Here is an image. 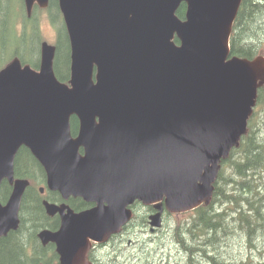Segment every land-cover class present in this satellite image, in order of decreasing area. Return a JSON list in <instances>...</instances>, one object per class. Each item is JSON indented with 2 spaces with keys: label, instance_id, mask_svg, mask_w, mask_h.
<instances>
[{
  "label": "water",
  "instance_id": "1",
  "mask_svg": "<svg viewBox=\"0 0 264 264\" xmlns=\"http://www.w3.org/2000/svg\"><path fill=\"white\" fill-rule=\"evenodd\" d=\"M182 1L184 20L175 15ZM34 2L48 5L24 0L28 15ZM239 4L58 0L70 45L68 82L56 77L55 47L47 42L38 70L18 58L0 69V185H13L0 203V237L17 227L28 185L13 180L21 145L43 166L50 189L95 202L78 213L60 207V227L40 233L55 244L60 264H91L89 239L116 232L135 199L164 198L172 212L207 204L219 163L246 133L264 84V57L230 55ZM45 205L51 214L57 209Z\"/></svg>",
  "mask_w": 264,
  "mask_h": 264
},
{
  "label": "trees",
  "instance_id": "2",
  "mask_svg": "<svg viewBox=\"0 0 264 264\" xmlns=\"http://www.w3.org/2000/svg\"><path fill=\"white\" fill-rule=\"evenodd\" d=\"M20 7L21 11L13 18L10 33L14 45L22 50L20 44L24 42L26 27L23 25L20 31L17 29V21L23 13L22 4ZM182 10L178 11L180 16ZM49 13L53 22L60 23L57 27L54 72L58 79L66 80L69 75L70 45L57 0H50ZM260 52H264V0H241L233 24L231 53L251 58ZM13 55L19 56L23 62H29L17 52ZM263 105L264 87L258 92L257 109L249 119L247 133L242 136L239 146L222 161L211 202L186 213L184 219L174 223L173 237H169L170 242L173 239L170 245L186 257L187 264H256L261 258L264 259V251L260 250V246L264 247V137L255 133L257 111ZM76 122L73 117L74 126ZM18 152L21 162H15L17 175L42 173L39 164L27 153L28 149L22 147ZM22 158H26V161H22ZM7 189L3 184L2 193L7 194ZM21 203L18 228L0 238V264H36L39 250L45 249L37 242L36 230L46 226L47 220L34 188L25 190ZM168 234L163 237L167 238ZM234 238H238L240 247L244 242L243 252L239 254L238 249L236 256H232L233 252L222 251ZM30 246L31 256L28 253ZM255 251H258V256L253 254ZM257 264H264V261Z\"/></svg>",
  "mask_w": 264,
  "mask_h": 264
},
{
  "label": "rangeland",
  "instance_id": "3",
  "mask_svg": "<svg viewBox=\"0 0 264 264\" xmlns=\"http://www.w3.org/2000/svg\"><path fill=\"white\" fill-rule=\"evenodd\" d=\"M20 6V0H0V67L3 65V62L7 58L11 57L12 54L16 52L30 63L37 62V57L39 53V46L37 42V36L39 35L38 33H36L37 31L35 32V29L32 30L28 29L29 27H27V29L25 30V37L23 38L24 42L20 44L22 50H20L19 46L14 45V39L12 34L10 33V29L13 26V18L21 11ZM53 10L55 11V9ZM28 19H30L32 23H30L26 19H23L25 22L28 23V26L31 25L32 27H36L37 23V29L39 30L41 37L51 43H55L57 35L56 27H59L60 24H55L53 21H51L47 15V12H37L36 10L34 13L31 14L30 18ZM23 20L17 22V29L20 25L23 26ZM263 118L264 105L261 106L257 111V124L255 126L257 130H255V133H258L259 137H264ZM3 196H5L4 193ZM236 234L238 235V233ZM171 236L172 234L169 232L168 237ZM147 238L148 237L146 235L142 234L140 236H137V238H135V241L139 240L140 242L138 244L137 249L129 253L132 258H124V260L121 262L127 261L129 259V261L125 262V264H166V262L168 264H186V259L183 258L184 256L181 254V252H177L176 249L170 245L172 244L173 239L171 242L170 239H167L166 245L164 247L156 248L150 245H146L145 241L143 240H146ZM243 243L240 247L238 238H234V241L230 243L225 250L222 251L226 253L233 252L232 256H236L238 249L240 250L239 254L243 252ZM111 247L113 251L108 248V252H110V255L107 254L104 256L106 259H108V262L110 260V257L112 258L115 253H120V249L129 248L127 245H125V243L123 245L121 243H115L112 244ZM263 248V246H260L261 251H264ZM130 250L131 249H128L127 251ZM126 254H128V252ZM253 254L257 256L258 252H253ZM121 257L123 256L121 255ZM137 257H139L140 260H138Z\"/></svg>",
  "mask_w": 264,
  "mask_h": 264
},
{
  "label": "flooded vegetation",
  "instance_id": "4",
  "mask_svg": "<svg viewBox=\"0 0 264 264\" xmlns=\"http://www.w3.org/2000/svg\"><path fill=\"white\" fill-rule=\"evenodd\" d=\"M179 7H180L179 9H182V8L185 7V5L181 4ZM179 9L177 10V14H178ZM19 153L20 152H16L15 162H18V161L21 162V157L19 156L20 155ZM27 153L30 154L35 159V161L38 163L37 159L33 156V154L31 152H27ZM16 158H17V161H16ZM22 161H26V158H22ZM27 161H28V159H27ZM38 164L40 166V169H41L42 173L40 175H33V176L30 175L27 178H29V180H30V185H32V182L35 183L38 179L41 180V183H40V181L38 183L40 185L39 188L38 189L35 188L34 191L36 192V195H37V197L39 199V203L41 204V206L43 208V212H44V215H45L46 220H47L46 221L47 225L44 226V227H47V228L52 229V230H56L59 227V224H60V215H59V213H54L52 215L47 214L46 211H45V208H44V206L42 204L43 199L46 198L48 201H53V202H56L57 204L65 202L67 205H69V207L73 211H79L80 209H82V207H83V199L81 197L70 196L68 199L63 200L61 198L60 194L57 191L48 189L46 187V182H45L46 181L45 171H44L43 167L40 165V163H38ZM16 177H23V176H21V175L19 176L18 175ZM5 184L8 187L11 188V185H9L8 182H6ZM28 186H27V188H28ZM40 187H43V191L40 190ZM32 188H34L33 185H32ZM21 209H22V203H21L20 210H19V219L20 220H21ZM140 215H141V218H140L141 222L143 220H146L145 219L146 215L144 213H141ZM20 220H19V224H20ZM49 224H50V226H49ZM41 228H43V227H41ZM41 228L36 230V239H37V242L40 243L41 246L45 247V249L39 250L38 253H40V254H39V256L37 258H38V261H40V262H44V260H45V264H52V259H53V255L52 254L54 253V245L52 243H49V242L47 244H42L39 241L38 232L41 230ZM140 230H142V229H140ZM143 231L144 230H142V231L138 230V232H143ZM129 234H131V232L127 233V235H129ZM130 242H131L130 240H127L128 244ZM159 247H162V245H159ZM30 248H31V246H30ZM31 251H32V249H31ZM121 261H122L121 258H118L116 260L115 256H112V258L110 257V260H109L110 264H125V262H127V261H124V262H121ZM37 264H39V263H37Z\"/></svg>",
  "mask_w": 264,
  "mask_h": 264
},
{
  "label": "bare ground",
  "instance_id": "5",
  "mask_svg": "<svg viewBox=\"0 0 264 264\" xmlns=\"http://www.w3.org/2000/svg\"><path fill=\"white\" fill-rule=\"evenodd\" d=\"M243 58H246V57H243Z\"/></svg>",
  "mask_w": 264,
  "mask_h": 264
}]
</instances>
